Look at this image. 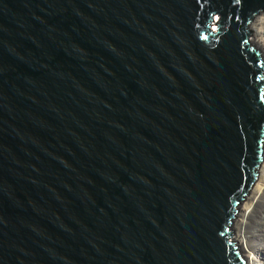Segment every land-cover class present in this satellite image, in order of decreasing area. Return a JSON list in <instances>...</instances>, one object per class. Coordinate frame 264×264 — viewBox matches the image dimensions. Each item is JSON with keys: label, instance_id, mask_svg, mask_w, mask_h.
<instances>
[{"label": "water", "instance_id": "1", "mask_svg": "<svg viewBox=\"0 0 264 264\" xmlns=\"http://www.w3.org/2000/svg\"><path fill=\"white\" fill-rule=\"evenodd\" d=\"M264 0H0V264H247Z\"/></svg>", "mask_w": 264, "mask_h": 264}, {"label": "bare ground", "instance_id": "2", "mask_svg": "<svg viewBox=\"0 0 264 264\" xmlns=\"http://www.w3.org/2000/svg\"><path fill=\"white\" fill-rule=\"evenodd\" d=\"M250 31L255 32L251 35L252 41L264 53V13L254 19ZM257 180L233 223L235 239L232 241L238 244L247 264H264V211L256 216L264 200V165ZM252 218H255V225L249 230Z\"/></svg>", "mask_w": 264, "mask_h": 264}, {"label": "rangeland", "instance_id": "3", "mask_svg": "<svg viewBox=\"0 0 264 264\" xmlns=\"http://www.w3.org/2000/svg\"><path fill=\"white\" fill-rule=\"evenodd\" d=\"M252 39V38H251ZM264 54V53H263ZM263 162H262V164H261V166H260V168H259V171L261 172V170H262V167H263ZM258 181V180H257ZM256 181V182H257ZM247 202H245L244 201V203H243V206L242 207H244V204H246ZM264 211V200H263V202H261V205L260 206H258V208H257V213H256V216L257 215H260L262 212ZM254 225H255V218H252L251 219V224H250V227H249V230H253V228H254ZM232 228H233V226H232ZM233 232H234V234H235V231L233 230ZM235 239V237L233 238V240ZM239 247V246H238ZM239 250H240V248H239Z\"/></svg>", "mask_w": 264, "mask_h": 264}]
</instances>
